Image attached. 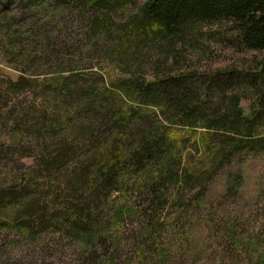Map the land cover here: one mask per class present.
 <instances>
[{
	"label": "rangeland",
	"instance_id": "1",
	"mask_svg": "<svg viewBox=\"0 0 264 264\" xmlns=\"http://www.w3.org/2000/svg\"><path fill=\"white\" fill-rule=\"evenodd\" d=\"M93 1L0 0V264H264V147L254 144L264 139V106L249 135L247 126L208 132L123 92L183 74L197 91L215 73L238 80L264 51L230 47L215 25L193 35L199 44L139 40L128 25L145 0ZM62 84L68 96L57 95ZM80 85L106 87L109 111L86 113ZM209 90L217 107L220 90ZM222 92L226 106L256 109L245 85ZM124 124L163 136L171 159L148 165L140 184L117 183L111 201L72 225L68 207L86 197L81 176L95 155L86 157ZM61 144L69 154L50 168ZM14 184L22 191L12 197Z\"/></svg>",
	"mask_w": 264,
	"mask_h": 264
},
{
	"label": "trees",
	"instance_id": "2",
	"mask_svg": "<svg viewBox=\"0 0 264 264\" xmlns=\"http://www.w3.org/2000/svg\"><path fill=\"white\" fill-rule=\"evenodd\" d=\"M99 1L101 0L93 2L100 3ZM131 2L132 0H122L126 6H129ZM105 4L109 9L112 7L107 2ZM136 15L135 21L128 26H131L133 35L141 37L139 40L161 38L170 43L180 41L188 45L199 44L193 35L199 33L204 26L207 28L215 25L219 31L223 32L221 34L225 35L226 43L230 47L237 50L264 51V0H145ZM126 26H124L125 31ZM236 72L241 73L239 78H236L238 80L232 77L231 70L223 74L226 76L222 81H220L222 77L216 80L219 77L217 75L222 72L206 76L205 80L200 82V91H197L193 81L189 80L192 74L158 77L139 87L131 85L125 87L126 89L122 86L120 88L125 93L133 92L132 94L142 101L151 102L156 106L159 114L168 120L174 117L173 120L179 123H186L191 127L200 125L208 132L221 129L220 127L229 128V126L238 131V128L247 126L246 135H249L248 129L251 128L254 119L261 116L264 106V56L256 61L253 69ZM121 83L124 85L125 82ZM236 83H241L245 85V88L254 91L257 99L255 110L245 112L237 105V99L234 101L233 96L231 97L234 101L233 105L224 104L225 95L222 91L228 85ZM213 84L220 90L218 100L215 102L217 107H214L207 97L209 88ZM78 89L84 98L81 108L86 113L101 111L104 108L106 109L103 112L109 111L110 108L107 105L110 91L106 87L80 85ZM55 91L59 96L69 95L66 84L56 86ZM132 114L129 111L122 117L128 119ZM137 116L149 119V116L144 114H137ZM63 123L65 119L53 130L61 129ZM149 124L154 125L152 121ZM118 128L115 136L109 137L105 145L96 148L90 157H86V160H89L95 155L88 161L92 163L88 167V169L92 167L90 173L81 176L84 178L82 187L87 194L86 197L78 201L77 208L68 207L67 217L72 225L86 223L90 213L99 209L101 201H111L109 195L119 188V183L134 180L135 184H140L144 175L149 174L144 171L148 165L150 170L155 165L161 166L162 169L165 163L157 165L159 161L171 159V155L167 153L171 151V148L163 136H156L149 131L144 133V131L128 127L127 124ZM257 143L264 147V139L254 144ZM246 144L250 145L251 142ZM246 144L241 145L248 147ZM60 147H62L61 153L58 156H53L55 153L52 154L50 151V162H46L50 168L56 167L59 161L66 160L69 154L65 145L61 144ZM19 183L21 184L19 189L25 187L22 180ZM13 187L18 189V184H14ZM19 189H10L6 193L13 197L17 194L16 191H22ZM5 197L4 194L0 195V201H3Z\"/></svg>",
	"mask_w": 264,
	"mask_h": 264
}]
</instances>
